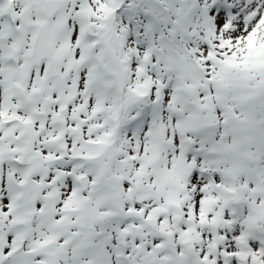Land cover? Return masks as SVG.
<instances>
[{
	"label": "rangeland",
	"instance_id": "374dc122",
	"mask_svg": "<svg viewBox=\"0 0 264 264\" xmlns=\"http://www.w3.org/2000/svg\"><path fill=\"white\" fill-rule=\"evenodd\" d=\"M9 1L0 0V36L4 35L10 42L9 45L0 41V65L3 66L0 68L4 70L0 74L3 82L8 75L11 85H6L10 89L0 87V101L2 96L10 100L12 92L19 95L22 90L27 106L12 102L7 108L9 114L0 106V116L7 114L13 138L20 135L21 140L12 150L17 149L20 155L30 145L27 156L37 158L40 166L34 171L37 162H25L20 169H15L5 159L10 169H19V175H14L8 183L5 175L16 171L5 170L0 164V264H53L54 259L57 264H77V261L78 264H205L193 250L196 234L190 216L186 213L184 224V211H178L182 208L177 200L188 198L184 193L186 183L193 191L195 213L199 215L203 206L209 213L206 237L200 241H209L221 248L218 264H264V0L218 2L212 16L217 37L211 43L213 47L203 42L193 45L196 61L181 49L186 66L167 75L171 76L168 79L171 84L161 105L156 128L159 131L152 132L148 124L144 133L138 130L135 135L119 130L124 101L129 100L134 113L138 112L135 96L128 99L125 87L120 86L118 101V76L114 67L111 71L114 77L106 78L100 68L94 69L96 57L102 61L106 57L102 40H106L108 28H103L96 51L92 43L85 46L86 50L93 49L90 67L94 72L79 63L82 47L77 46L78 41L83 37L89 39L82 27L86 24L83 20L88 3L65 0L48 23V41L55 55L62 59L58 79L53 82L42 79L46 70L43 61L38 69L28 68V44L33 30H23L19 36L14 31L15 22L12 26L6 24L3 18L9 14L1 12ZM23 15L21 19L14 18L25 28L28 20L38 22L33 16L29 19ZM61 20L65 25L56 34L53 31ZM3 55L7 57V64L1 62ZM215 59L220 60V65H216ZM222 63L231 67V72L218 77L214 68L223 70ZM67 65L73 69L62 80L61 73ZM19 73L20 79L26 77V83L30 82L26 92V83L18 82ZM191 78H196L195 84L188 81ZM110 79L112 82L108 83ZM36 92L38 98H34ZM70 94L76 99L68 104L65 115H60L57 110ZM165 104L174 107L167 111ZM30 109L45 115L42 119L34 117L27 112ZM157 110V107L152 109ZM24 114L30 117L32 124L23 125L19 118ZM54 117L56 123L51 122ZM3 135L1 133L0 140ZM139 135L140 147L135 146L132 151L128 147L130 141L138 143ZM198 136L205 145V150L200 152L192 148ZM48 141L55 144L48 145ZM82 144L83 154L96 157H85L81 162L73 160L70 150L77 151ZM162 144L166 152L163 157ZM260 158L262 162L254 172ZM113 163L117 165L111 172ZM143 164L150 167L153 175L147 174L138 182L134 176ZM104 169L111 175L106 177ZM25 170L31 175L29 181L20 178ZM82 174L87 175L92 187L81 194L77 178ZM142 180L158 184L151 199L137 192L138 186L143 192L146 188ZM12 181L20 183L21 192L18 183ZM107 181L114 187L112 190ZM230 189L236 197L233 208L223 201L224 193ZM94 207L101 215L109 213L110 217L100 224L89 222ZM174 221L177 227L172 229L170 224ZM80 224L83 228L77 230ZM129 224H135L133 237L125 234L124 229ZM119 233H122L124 250L127 249V256L120 258L115 250ZM14 241H20L19 245H14Z\"/></svg>",
	"mask_w": 264,
	"mask_h": 264
},
{
	"label": "trees",
	"instance_id": "16d2710c",
	"mask_svg": "<svg viewBox=\"0 0 264 264\" xmlns=\"http://www.w3.org/2000/svg\"><path fill=\"white\" fill-rule=\"evenodd\" d=\"M86 1L90 5L88 13L89 29L98 42L101 41L100 35L103 28L109 29V23L114 18L111 49L123 69V86L126 89L124 92L128 94V99L134 95L135 101L139 104V106H135L138 108V112L134 113L129 100L122 103V127L119 130L134 135L135 132H139L138 130H142L141 134L144 133L143 129L149 124L152 132L157 133L159 131L156 128L161 114V105L164 104L165 92L168 91V86L171 84L167 82V78L171 76L167 75H171L176 70H180V67L186 66V61L181 55L182 48L186 49L190 57L195 60L192 52L193 45L198 46L199 43L203 42L208 46H212L211 43L216 41L217 37L214 35V19L212 16L218 2L225 3L227 0H123L121 9L116 14H114V11L120 0ZM22 3V0H18L13 10L15 16L20 19L21 14H23ZM105 35L107 36L108 33ZM221 46L223 45L221 44ZM213 54L216 55V51ZM108 60L111 65L107 62L105 67L110 69L113 67V62L109 57ZM215 62L216 65L221 63L218 59H215ZM222 65L223 70L214 68V73H217L218 77L231 72V67L225 63H222ZM187 68L189 69L188 65ZM195 80L196 78L188 79L192 84H195ZM190 100L193 102L194 98L191 96ZM153 107L158 108L157 112L152 111ZM172 107L174 106L164 105V109L167 111L171 110ZM151 114L155 115L151 116ZM140 139L141 135H139L138 143L135 144L129 140L128 147L135 151V146L140 147ZM204 146L203 141H200V136H198V141H195L193 149L200 152L201 149L205 150ZM162 148L163 144L161 146L163 157V152H166ZM159 158L162 163L160 154ZM35 162H37V165L40 164L39 161ZM261 162L262 158L256 164ZM114 171L115 168H111V172ZM147 174L149 176L150 174L153 175V171H150L147 164H143L142 168L137 169V175L134 178L139 182V178ZM174 176V173H172V182ZM142 181L146 188L144 187L143 192V189L137 184V192L140 196L151 199V194L153 191H157L158 184L153 180L150 183ZM184 193L188 197L187 200L179 199L177 205L180 204L182 208L180 212L184 211L182 212L184 224L187 221L185 215L188 214L191 218L192 228L197 238L193 239V250L201 256L205 264H218V254L221 252V248L209 243V241H200L206 235L208 229L209 213L205 211V206L201 208L199 215L195 213L192 207L194 201L193 191L187 183L184 186ZM204 213L205 218H203ZM179 224L181 223L179 222ZM221 225L223 224L221 223ZM176 227L174 221L171 228L175 229Z\"/></svg>",
	"mask_w": 264,
	"mask_h": 264
},
{
	"label": "water",
	"instance_id": "95a60500",
	"mask_svg": "<svg viewBox=\"0 0 264 264\" xmlns=\"http://www.w3.org/2000/svg\"><path fill=\"white\" fill-rule=\"evenodd\" d=\"M33 5L29 3V0L25 2V13L28 17L31 15L32 6L39 18H41V22L38 24L32 25L34 28V34L30 44V51L28 54V58L30 60V67L38 66L40 60H44L47 63V68L44 76V80L47 81L49 79H55L57 75V68L60 65L61 59L57 56L53 55L51 45L47 38V30L48 23L53 19L56 12L61 8V6L65 3V0H32ZM65 22L61 21L56 29V33L60 32L64 27ZM110 37L108 38V40ZM107 40V42H108ZM108 45V43H107ZM115 62L119 69V87L122 85L123 76L122 70L119 66L118 61L115 59ZM66 74V73H65ZM61 112L65 114V105H63ZM83 190L86 188V178L85 176H81L79 179ZM230 203L234 204L236 201V197L233 192L229 193ZM96 220H100V217ZM127 232H130L131 235H134V230L129 228ZM183 246V242H181Z\"/></svg>",
	"mask_w": 264,
	"mask_h": 264
},
{
	"label": "flooded vegetation",
	"instance_id": "af4514ba",
	"mask_svg": "<svg viewBox=\"0 0 264 264\" xmlns=\"http://www.w3.org/2000/svg\"><path fill=\"white\" fill-rule=\"evenodd\" d=\"M16 25H17V27H19L20 25H19V23L17 22V20H16ZM26 27L28 28V26H27V24H26ZM29 29V28H28ZM22 30H24V28L22 27ZM28 36L26 35V38H27ZM41 63V62H40ZM40 63H39V66H40ZM1 69V68H0ZM2 69H1V71H0V73L2 74ZM63 72V71H62ZM1 74H0V77H1ZM62 74V73H61ZM0 85H1V83H0ZM29 85H30V82H27L26 83V86H25V90H27L28 89V87H29ZM51 86V85H50ZM7 112H9L8 110H7ZM6 113L5 114H3V115H1L4 119L6 118ZM36 115V117H39V118H43L44 117V115L43 116H40L39 114H35ZM24 120H25V122L26 123H28V125L29 124H32V123H30V121H31V119H30V117L29 116H24ZM42 130V129H41ZM0 131H2V133L4 134L3 136H2V139L0 140V164H3L4 165V167H5V170H8V167L6 166L7 164L5 163V161H3V158L5 159V156H12V153H13V157L15 158V160H17L20 164H24L25 162H28V163H33L34 161H36V160H38L37 158H35V157H30V156H27V154H29V152H30V150H31V147H30V145H28V147H26L27 149L26 150H24V151H21L19 154L20 155H18V150L17 149H15L14 148V151L12 150V146H15L16 144H17V142H19L21 139L19 138V136L18 137H12V134H11V132H10V125L8 124V125H6L2 130H0ZM8 132V133H7ZM34 134H32V135H29V137H31V136H33ZM6 143H8V145L7 146H5V144ZM27 143V142H26ZM82 147H83V145H82ZM16 155V156H15ZM36 159V160H35ZM34 165V164H33ZM114 165V166H113ZM113 165L111 164L110 165V171H111V168H115L116 169V167H115V165H117V163H113ZM38 167H39V165H36V167L34 166V171L36 170L37 171V169H38ZM108 174L109 175H111L110 173H109V171H108ZM7 177V175H5V178ZM30 177H31V175H30ZM113 181H115L114 179H113ZM117 181V180H116ZM107 185L111 188V190L114 188H112V185L111 184H109V182L107 181ZM88 187L89 188H91L92 186L89 184L88 185ZM5 188V184L3 183V189ZM5 190V189H4ZM105 190V189H104ZM6 191V190H5ZM114 191V190H113ZM114 200H115V198H114ZM94 210H96L95 212V214H100V212L98 211V209H97V207H94V208H92L91 209V214L89 215V217H88V221H90L91 220V218H92V215L94 214ZM101 215V214H100ZM105 215V213L102 215L103 216V219H105V218H107V217H105L104 216ZM109 218V217H108ZM127 226L128 225H126V227L125 228H127ZM133 226H134V228H135V224H133Z\"/></svg>",
	"mask_w": 264,
	"mask_h": 264
}]
</instances>
